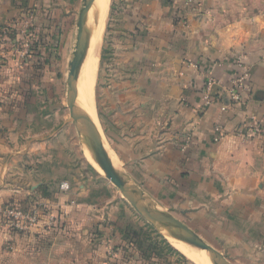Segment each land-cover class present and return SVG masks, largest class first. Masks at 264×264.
<instances>
[{"label": "crops", "instance_id": "0c3cea01", "mask_svg": "<svg viewBox=\"0 0 264 264\" xmlns=\"http://www.w3.org/2000/svg\"><path fill=\"white\" fill-rule=\"evenodd\" d=\"M82 5L0 0V28H27L21 59L0 68V211L51 212L28 234L0 218V264H187L125 237L133 213L92 169L59 101L57 59ZM31 31L40 50L24 57ZM108 36L98 116L112 162L232 264H264V136L240 132L264 123V0H113ZM238 74L246 89L223 111Z\"/></svg>", "mask_w": 264, "mask_h": 264}, {"label": "water", "instance_id": "95a60500", "mask_svg": "<svg viewBox=\"0 0 264 264\" xmlns=\"http://www.w3.org/2000/svg\"><path fill=\"white\" fill-rule=\"evenodd\" d=\"M94 2L95 0H83V5L77 22L75 51L73 53V58L69 63V73L67 78V104L70 110V119L72 124L75 126L81 139L83 137L89 142L95 153L99 166L106 173L107 180L121 192L123 198L140 216L150 221L152 219H164L170 222L190 247L203 253L208 259H212L216 264H232L220 251L203 240L178 217L174 216L171 212L162 207L150 205L140 192L125 180L124 176L120 173L117 167L114 166L106 146L102 144L100 138L95 134L93 129L76 107L82 65L85 61L90 45L88 16ZM131 188L143 197L145 203H140L135 200L130 191Z\"/></svg>", "mask_w": 264, "mask_h": 264}, {"label": "rangeland", "instance_id": "374dc122", "mask_svg": "<svg viewBox=\"0 0 264 264\" xmlns=\"http://www.w3.org/2000/svg\"><path fill=\"white\" fill-rule=\"evenodd\" d=\"M112 3L113 0H111L110 8H109V13H108V18L106 22V27L104 31V36H103V43L101 47V52H100V59H99V68H98V75H97V80H96V85H95V95H96V107H97V112L99 115V104H98V99H99V90H100V81L103 78V73L105 69V65L108 62V58L110 57V49L112 47L110 46L109 42V36H108V29H109V23L111 20V13H112ZM27 31V28L25 26H20L17 23H11L8 25H4L3 27L0 28V68L6 67L7 64L13 62L12 60L16 59L18 60L21 59L19 56V50H22L24 48L23 46V41L22 38H20V33ZM69 39L63 43V48L61 53L59 54V58L57 59V64H58V72L60 73V77L57 80V93L59 97V101L63 102L66 107H65V112L68 115L70 119V110L68 108V104L66 102L67 100V78H68V73H69V63L73 58V53L75 51V44H76V36H77V27L75 33H71L68 31ZM25 45V44H24ZM8 66V65H7ZM71 120V119H70ZM100 121V120H99ZM101 124V123H100ZM75 127V126H74ZM100 130L103 135V129L102 126L100 125ZM82 144L84 148V152L86 154V157L88 159V152L85 149V138L82 137ZM90 158V157H89ZM91 161V159H90ZM92 163V168L95 170L96 175L99 177H103L104 179L107 180L106 177L102 176L99 172V170L94 166L93 162ZM90 163V164H91ZM108 181V180H107ZM108 183H110L108 181ZM112 187H114L115 191H117L118 195L122 197L121 192L112 184L110 183ZM124 199V198H123ZM126 205L130 207L133 215L131 217V225L133 223H137V225H133L131 228L128 227L124 232H126V238L130 240V238L135 241H137V246H138V251H144L145 249L152 250V246L155 243L154 250L156 253H160L158 249V245H160V242L163 245V249H168L170 247V254H176L178 256H181L184 258L187 262V264H199L196 263L195 261L191 260L188 258L184 253L176 249L174 245H172L166 238L163 236L158 230L155 229V226L153 227L152 223L150 220L140 216L134 208L124 199ZM13 205V204H9ZM7 205L6 207H8ZM18 205V204H16ZM5 207V208H6ZM4 208V209H5ZM25 208V207H24ZM29 209H35L37 211H41L40 208L38 209L35 208H29ZM3 210V209H2ZM50 216H53L52 214ZM54 217V216H53ZM2 219V217L0 216ZM42 218V216H41ZM134 221V222H133ZM136 221V222H135ZM54 222H56V218L54 217ZM53 222V224H54ZM6 223V222H5ZM41 223V220H40ZM38 226L34 230H36ZM131 229V230H130ZM137 229V230H135ZM161 246V245H160ZM162 250V248H161ZM158 255V254H157Z\"/></svg>", "mask_w": 264, "mask_h": 264}, {"label": "bare ground", "instance_id": "6f19581e", "mask_svg": "<svg viewBox=\"0 0 264 264\" xmlns=\"http://www.w3.org/2000/svg\"><path fill=\"white\" fill-rule=\"evenodd\" d=\"M110 4L111 0H95L94 5L89 13L88 29L90 32V45L85 61L82 65L78 86L79 93L76 99V107L93 129L95 134L100 138L103 145L105 140L100 130L99 116L96 107L95 85ZM85 149L89 153V157L94 166L99 170L102 176L106 177V173L99 166L95 153L86 139ZM114 166H116V164H114ZM130 191L136 201L145 203V200L139 193H137L132 188ZM151 223L153 227L155 226L156 230H158L172 245L176 247V249L184 253L188 258L193 260V262L195 261L199 264H216L212 259H208L203 253L198 252L190 247L170 222L164 219H152Z\"/></svg>", "mask_w": 264, "mask_h": 264}, {"label": "built area", "instance_id": "2783aa9c", "mask_svg": "<svg viewBox=\"0 0 264 264\" xmlns=\"http://www.w3.org/2000/svg\"><path fill=\"white\" fill-rule=\"evenodd\" d=\"M29 41V40H28ZM31 48V42H27V52L24 53V57L28 56V51ZM247 76L245 74H238L231 84L227 87L225 95L227 103L222 106V110L225 111L227 106L232 103L240 101L241 92L246 89ZM215 85L214 80H209L207 84V91L204 96L205 103L207 105L213 104L214 99L211 95L212 87ZM240 132L245 134L246 139L264 136V123H259L255 119L246 121L240 126ZM224 137L222 126L216 127L215 142H219ZM63 189H68L67 185H62ZM0 216L6 222L7 226L20 234H28L32 232L36 226L40 223L41 213L35 209L24 208L21 205H9L5 209L0 211ZM54 217H49L48 224L53 226Z\"/></svg>", "mask_w": 264, "mask_h": 264}, {"label": "trees", "instance_id": "16d2710c", "mask_svg": "<svg viewBox=\"0 0 264 264\" xmlns=\"http://www.w3.org/2000/svg\"><path fill=\"white\" fill-rule=\"evenodd\" d=\"M30 34L27 35V38L28 40L31 42V48L29 49V52H28V55H32L34 54V56L38 55V51L40 50V43H41V40L39 38V35L34 32V31H31L29 32ZM25 63V62H24ZM93 169V168H92ZM94 170V169H93ZM95 171V170H94ZM36 209H38V207H36ZM42 209V210H41ZM40 213H41V216H47L49 215L51 212L48 208L46 207H42L40 208ZM56 219H57V216H56ZM57 222V221H56ZM170 249V247H169Z\"/></svg>", "mask_w": 264, "mask_h": 264}]
</instances>
